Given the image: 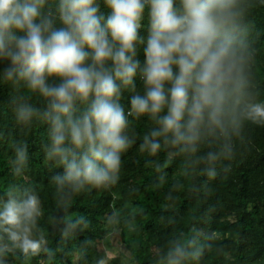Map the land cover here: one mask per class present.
Here are the masks:
<instances>
[{
  "label": "clouds",
  "instance_id": "obj_1",
  "mask_svg": "<svg viewBox=\"0 0 264 264\" xmlns=\"http://www.w3.org/2000/svg\"><path fill=\"white\" fill-rule=\"evenodd\" d=\"M258 11L264 0H0V87L22 132L47 125L45 158L58 167L53 202L67 207L117 185L134 146L147 157L183 155L208 178L227 171L245 128H264L254 91ZM144 118L141 134L134 122ZM12 149L18 182L0 196V264L51 260L44 201L23 182L28 143ZM205 247L181 234L158 264L198 261Z\"/></svg>",
  "mask_w": 264,
  "mask_h": 264
},
{
  "label": "trees",
  "instance_id": "obj_2",
  "mask_svg": "<svg viewBox=\"0 0 264 264\" xmlns=\"http://www.w3.org/2000/svg\"><path fill=\"white\" fill-rule=\"evenodd\" d=\"M251 20L257 49L254 91L264 100V11ZM10 94L7 86L0 87V196L18 182L11 174L12 144L26 140L30 161L23 182L35 185L44 201L41 223L47 247L55 253L51 260L44 254L28 261L9 256L11 264L107 263L113 236L129 253L131 264H158L167 241L181 234L206 245L203 256L188 264H264V128L246 127L233 159L223 162L229 165L227 171L218 167L214 178L183 155L162 151L147 157L134 146L124 156L117 185L86 191L73 196L69 206L58 207L49 184L58 167L46 160L43 149L47 125L35 123L22 132L8 104ZM33 102L38 98L33 96ZM134 123L141 134L147 131V118ZM111 262L121 264L120 257Z\"/></svg>",
  "mask_w": 264,
  "mask_h": 264
},
{
  "label": "rangeland",
  "instance_id": "obj_3",
  "mask_svg": "<svg viewBox=\"0 0 264 264\" xmlns=\"http://www.w3.org/2000/svg\"><path fill=\"white\" fill-rule=\"evenodd\" d=\"M112 243L113 247L108 251L109 254V260L105 264H114L111 262V259L120 257L121 264H131L128 260L129 253L125 250V247L123 244L119 241L118 236H113L112 237ZM123 253H126V256H122Z\"/></svg>",
  "mask_w": 264,
  "mask_h": 264
}]
</instances>
